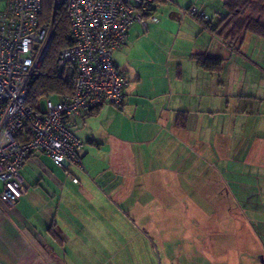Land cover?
Masks as SVG:
<instances>
[{
    "label": "crops",
    "instance_id": "obj_1",
    "mask_svg": "<svg viewBox=\"0 0 264 264\" xmlns=\"http://www.w3.org/2000/svg\"><path fill=\"white\" fill-rule=\"evenodd\" d=\"M225 1L159 0L155 22L129 28L112 54L130 77L121 108L70 118L85 173L25 160L24 194L0 200V264H134L148 242L164 264H262L249 250L264 214V35L236 47L186 13L219 26Z\"/></svg>",
    "mask_w": 264,
    "mask_h": 264
},
{
    "label": "built area",
    "instance_id": "obj_2",
    "mask_svg": "<svg viewBox=\"0 0 264 264\" xmlns=\"http://www.w3.org/2000/svg\"><path fill=\"white\" fill-rule=\"evenodd\" d=\"M53 1L69 20V45L57 57L69 91L42 96L33 106L27 104L28 84L41 68L54 30L39 23L42 0H6L0 8V200L8 208L24 194L20 168L34 152L65 170L85 173L83 142L70 118L103 104L121 108L130 77L114 65L112 54L133 24L146 29L156 21L157 0ZM186 13L200 22L211 20L197 6Z\"/></svg>",
    "mask_w": 264,
    "mask_h": 264
},
{
    "label": "trees",
    "instance_id": "obj_3",
    "mask_svg": "<svg viewBox=\"0 0 264 264\" xmlns=\"http://www.w3.org/2000/svg\"><path fill=\"white\" fill-rule=\"evenodd\" d=\"M224 5L227 15L219 26L211 27L210 22L202 23H206L212 32L222 33L229 45L237 47L248 32L264 35V0H226ZM39 23L41 26L51 24L54 31L41 68L28 84L27 104L31 106L42 96H57L69 91L57 65L58 53L69 45L67 11L63 7H54L53 0H42ZM196 60L207 71H220L223 66L221 58L198 55Z\"/></svg>",
    "mask_w": 264,
    "mask_h": 264
},
{
    "label": "rangeland",
    "instance_id": "obj_4",
    "mask_svg": "<svg viewBox=\"0 0 264 264\" xmlns=\"http://www.w3.org/2000/svg\"><path fill=\"white\" fill-rule=\"evenodd\" d=\"M5 3H6V0H0V8L3 7V5H5ZM157 3H158V1H157ZM53 101L55 102L56 99L53 98ZM261 199H262V201H264V197H262ZM260 218H261V219H259L260 222H257V220L254 221L252 219V222L250 224L252 234L254 235L255 241L257 243V245H256L257 252H252V250H255V248H254L255 244H254V241L252 240L253 243H252V245H250L251 248L249 250V254L257 253V259H258L257 261H259V263L264 264V214H261ZM146 246L148 247L149 251H147V249H146L147 247H146L145 251L142 250L141 253H139V254H138V252L133 253L131 255V257L134 260L131 262L134 264H164V259L162 258L161 247L158 245V243L157 242L154 243L155 248H154L153 252L150 249L149 242L147 243ZM182 246L183 245L181 244V247ZM130 249H131V247L129 246V249L127 248V251H130ZM169 253H175L173 250H171V247L169 249ZM235 253H237V252H235ZM245 254H246V250H245Z\"/></svg>",
    "mask_w": 264,
    "mask_h": 264
}]
</instances>
